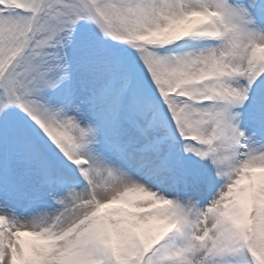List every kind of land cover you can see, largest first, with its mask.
<instances>
[{"label": "snow or ice", "instance_id": "1", "mask_svg": "<svg viewBox=\"0 0 264 264\" xmlns=\"http://www.w3.org/2000/svg\"><path fill=\"white\" fill-rule=\"evenodd\" d=\"M0 264H264V0H0Z\"/></svg>", "mask_w": 264, "mask_h": 264}]
</instances>
